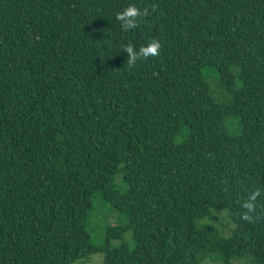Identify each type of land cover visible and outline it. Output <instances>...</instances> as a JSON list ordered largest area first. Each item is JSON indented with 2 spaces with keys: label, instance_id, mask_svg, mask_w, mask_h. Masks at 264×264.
<instances>
[{
  "label": "trees",
  "instance_id": "trees-1",
  "mask_svg": "<svg viewBox=\"0 0 264 264\" xmlns=\"http://www.w3.org/2000/svg\"><path fill=\"white\" fill-rule=\"evenodd\" d=\"M132 4L150 14L124 31ZM152 39L129 67L123 47ZM95 198L120 214L97 245ZM220 213L228 237L201 223ZM95 254L264 264V0H0V264Z\"/></svg>",
  "mask_w": 264,
  "mask_h": 264
},
{
  "label": "rangeland",
  "instance_id": "rangeland-1",
  "mask_svg": "<svg viewBox=\"0 0 264 264\" xmlns=\"http://www.w3.org/2000/svg\"><path fill=\"white\" fill-rule=\"evenodd\" d=\"M203 76L209 84L211 96L217 102L224 103L229 100L230 96L222 88L219 77L215 70L207 67L203 71ZM93 206V211L90 215V220L87 225V231L91 234L94 244L97 245L98 238L100 237L106 224L117 225L119 223L118 221L120 214L113 210L110 205L105 204L97 198L93 200ZM201 223L210 225L219 237H228L230 235L229 231L233 228L232 223L226 218L225 213H220L214 218H205ZM128 235L129 234L125 235V241L128 240ZM214 258H216V255L211 257V259ZM211 259L203 261L202 264H220L219 262H215ZM102 260L103 258L101 254H95L89 259L82 260L77 264H102Z\"/></svg>",
  "mask_w": 264,
  "mask_h": 264
},
{
  "label": "clouds",
  "instance_id": "clouds-1",
  "mask_svg": "<svg viewBox=\"0 0 264 264\" xmlns=\"http://www.w3.org/2000/svg\"><path fill=\"white\" fill-rule=\"evenodd\" d=\"M155 7L151 8V11H155ZM150 10L149 8H138L136 5L132 4L126 7L121 12L116 14V20L121 23V28L124 31H129L138 27V22L140 19L149 16ZM162 48V44L158 39H152L149 41L147 46H142L137 51L134 45L131 42H128L123 47V52L127 54L126 64L129 67H134L138 60L144 59L146 60L149 57H156L160 55V51ZM262 193L260 189L252 192L243 203L242 208L246 211L241 213V218L244 221L249 223L255 222L256 217V208H257V198L261 197Z\"/></svg>",
  "mask_w": 264,
  "mask_h": 264
}]
</instances>
